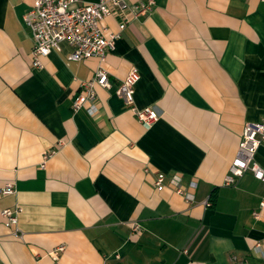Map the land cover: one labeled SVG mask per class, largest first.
Instances as JSON below:
<instances>
[{"label":"crops","instance_id":"obj_1","mask_svg":"<svg viewBox=\"0 0 264 264\" xmlns=\"http://www.w3.org/2000/svg\"><path fill=\"white\" fill-rule=\"evenodd\" d=\"M32 2L0 0V212L19 209L17 233L0 215V264H264V183L246 172L223 185L244 124L264 119V3L155 0L107 52L111 88L88 116L71 102L99 61H69L62 43L32 68ZM132 68L136 107L159 114L148 128L114 93ZM157 173L195 182L192 203L157 191Z\"/></svg>","mask_w":264,"mask_h":264},{"label":"built area","instance_id":"obj_2","mask_svg":"<svg viewBox=\"0 0 264 264\" xmlns=\"http://www.w3.org/2000/svg\"><path fill=\"white\" fill-rule=\"evenodd\" d=\"M259 1L264 3V0ZM154 5L155 0H140L135 3H130L129 0H98L93 3L82 0H33L22 17L23 24L29 31L33 42L30 65L34 69H40L41 59L52 52H60L62 43H66L70 48L66 56L69 61L79 62L96 58L99 66L93 77L88 81L80 82L79 90L71 102L72 113L84 111L88 116H93L97 112L96 88H111L108 74L102 67L107 52L114 50L116 41L120 39L129 23L141 15L150 13ZM109 17L119 18L117 30L114 32H111L105 24V20ZM138 80V72L132 68L125 79L118 84L114 93L122 100L137 122L148 128L158 120L159 114L151 107L143 109L136 107L134 93ZM261 146H264V119L258 122H246L236 156L231 160L224 177V186L236 185L237 180L246 172H250L254 179L264 183V168H261L255 161V154ZM49 156L48 153L43 154L42 168ZM180 181L181 178L177 175L167 179L164 174L157 173L153 185L157 191L170 188L190 204L193 201L192 191L196 184L190 182L187 186L188 190H183L179 187ZM13 193V184H6L1 189L2 196ZM210 204L208 200L204 202L205 206H210ZM258 207L259 210L264 209V199L260 200ZM18 214L19 209H4L0 212L4 226L16 233ZM252 216L258 219L259 211H254ZM139 230L138 223L131 225L133 233H138ZM260 248L261 245L257 243L255 249L259 251ZM63 250L64 247L59 246L49 256L57 260ZM114 257L119 259L118 255ZM231 262L247 264L245 260L235 256L231 257Z\"/></svg>","mask_w":264,"mask_h":264}]
</instances>
